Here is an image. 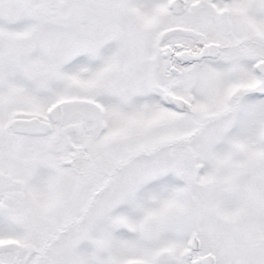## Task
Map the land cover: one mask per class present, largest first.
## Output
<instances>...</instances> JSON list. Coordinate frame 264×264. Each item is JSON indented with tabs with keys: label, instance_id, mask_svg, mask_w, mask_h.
I'll list each match as a JSON object with an SVG mask.
<instances>
[{
	"label": "snow or ice",
	"instance_id": "6c2138e0",
	"mask_svg": "<svg viewBox=\"0 0 264 264\" xmlns=\"http://www.w3.org/2000/svg\"><path fill=\"white\" fill-rule=\"evenodd\" d=\"M0 264H264V0H0Z\"/></svg>",
	"mask_w": 264,
	"mask_h": 264
}]
</instances>
